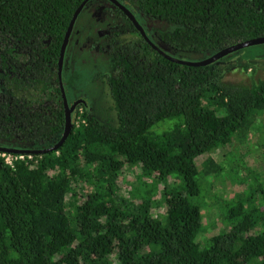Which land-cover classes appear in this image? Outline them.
Returning <instances> with one entry per match:
<instances>
[{
	"label": "trees",
	"instance_id": "trees-1",
	"mask_svg": "<svg viewBox=\"0 0 264 264\" xmlns=\"http://www.w3.org/2000/svg\"><path fill=\"white\" fill-rule=\"evenodd\" d=\"M88 1L0 0V77L12 71L32 94L24 104L0 87V139L30 151L8 154L23 157L11 166L0 157V264H264V178L214 200L222 227L200 237L203 182L222 169L210 154L260 129L264 78L227 84L223 59L179 63L127 21L106 83L114 121L83 107L48 151L66 126L60 49ZM115 1L172 24L150 40L171 51L210 57L264 39V0ZM125 168L139 170L127 197Z\"/></svg>",
	"mask_w": 264,
	"mask_h": 264
},
{
	"label": "rangeland",
	"instance_id": "rangeland-1",
	"mask_svg": "<svg viewBox=\"0 0 264 264\" xmlns=\"http://www.w3.org/2000/svg\"><path fill=\"white\" fill-rule=\"evenodd\" d=\"M142 21H145L149 26L152 24L155 31L160 33L168 34L174 30V26L166 22L150 20L149 24L144 18ZM162 49L166 54L186 63H197L209 57L208 54L176 52L164 47ZM70 51L71 46H69L67 54ZM93 54L95 53L93 52ZM90 55L91 53L87 50L81 54L80 59L90 61ZM101 61V58L96 57L86 67H77L74 70L68 65V71L64 75L67 99L71 102L82 96L89 106L90 112H94L99 120L113 122L112 105L104 97L106 94L102 83V68H105V65H102ZM218 63L219 68L225 72L224 81L227 84L253 86L264 78V45L243 49L225 57ZM7 79L5 78L4 82ZM17 94L22 96L21 98L27 97L21 89L17 91ZM258 122L261 125L260 129L251 132L246 143L227 146L210 154V157L221 165L222 169L219 176L203 182L204 200L200 204L203 218L202 227L207 229L206 233L200 235L203 239L213 233H218L222 227L214 200H222L239 193L243 187V184L239 185V182L246 180L245 183L249 184L252 175L264 178V127L262 126L264 118H259ZM0 144L12 145L10 142L3 141ZM205 157L197 160L198 166L205 160ZM138 174L139 170L137 169L125 168L121 172L117 184L119 194L123 197L128 196L127 193L131 191Z\"/></svg>",
	"mask_w": 264,
	"mask_h": 264
},
{
	"label": "flooded vegetation",
	"instance_id": "flooded-vegetation-1",
	"mask_svg": "<svg viewBox=\"0 0 264 264\" xmlns=\"http://www.w3.org/2000/svg\"><path fill=\"white\" fill-rule=\"evenodd\" d=\"M115 2L117 5L112 3L110 0H90L83 5L82 10L78 14L72 31L69 35L61 66L59 67L57 63V77L59 81V88L60 91L63 90L64 92L68 110H70V121H73V118L77 119V116L75 115H80L83 111V107L87 108V110H90V108L82 96H79L78 99H73L71 102L68 101L66 83L64 82V75L68 71V65H70V68L72 67V69L74 70V68L77 67H86L87 64L92 62L96 57L101 58V64L105 65V68H102V83L104 85L106 94L104 97L108 99L111 104L106 83L108 77L114 75V72L112 71L110 65V63L112 62L114 50L120 44H123L131 39L130 33L124 34L121 31L124 26L128 25L127 21L132 22V20L128 17V13L134 18L138 26L142 29L144 35H141L145 38V40L157 50H162V47H160V45L158 46V44H156V47L150 41L154 37L152 32L153 30L155 31V29L152 27V24H150L147 18L139 14L137 10L133 9L132 7L128 8L121 5L117 1ZM136 17L139 19V21L136 20ZM142 18L147 20L150 26L147 25L145 21H142ZM137 30L139 31V29ZM69 46H71V51L67 54ZM87 50L89 53H91V59L90 61H83L80 59V56ZM93 52L95 54H93ZM163 52L164 51L162 50L161 53L164 54L165 52ZM59 71L61 72V80L58 76ZM15 75L17 76V74L6 69V73H3V75H1L0 77L1 91L8 97H12L23 102L24 104H27L29 99L32 98V94L28 92L25 85L18 82V78ZM5 78H8L6 82H4ZM20 89L25 92V96L27 95V97L23 96L24 98H21L22 96H19L17 94V91ZM91 113L95 116L94 112ZM95 117L98 119L97 116ZM1 141L10 142V144L14 142L13 140H11V138H6L4 140L0 139V142ZM6 150L14 149H12L9 145L0 144L1 158L2 156L11 154L10 152H6ZM15 150L23 151L24 153L30 152L20 149Z\"/></svg>",
	"mask_w": 264,
	"mask_h": 264
},
{
	"label": "water",
	"instance_id": "water-1",
	"mask_svg": "<svg viewBox=\"0 0 264 264\" xmlns=\"http://www.w3.org/2000/svg\"><path fill=\"white\" fill-rule=\"evenodd\" d=\"M110 1L112 3H114L115 5H117L114 0H110ZM82 7H83V5L75 12V14H74V16L72 18V21H71V23L69 25V28H68V30H67V32L65 34L64 41H63V44H62V47H61V51H60V58H59V61H58V66L59 67L61 66L62 61H63L64 51H65V48H66V44L68 42L69 35H70L71 31H72V28L74 26V23H75V20H76L78 14L82 10ZM128 17L132 20V22L134 23L136 28L139 29L141 34L144 35L142 29L138 26V24L136 23L134 18L129 13H128ZM260 45H264V39H256V40H251V41H248V42H244V43H240V44L234 45L232 47H229V48H226L224 50H221V51L215 53L214 55L208 57L207 59H205L203 61H200V62H197V63H186V62H182V61H177V62L182 63V64L191 65V66H206V65H210V64L216 63V62L224 59L225 57H227V56H229V55H231L233 53H236L238 51H241L243 49H247V48L255 47V46H260ZM58 76H59V79L61 80V72L60 71L58 73ZM61 91H62V97H63V101H64V106H65V109H66V126H65L62 138L60 139L59 143L57 145H55L54 147H52L48 151L57 150L59 148V146H61L63 144V142L65 141V139H66V137H67V135H68V133H69V131L71 129L70 116H69L70 110H68V106H67V103H66V100H65L64 92H63V90H61ZM6 152H10L11 154H16V155L28 154V153H24L23 151H18V150H6Z\"/></svg>",
	"mask_w": 264,
	"mask_h": 264
},
{
	"label": "built area",
	"instance_id": "built-area-1",
	"mask_svg": "<svg viewBox=\"0 0 264 264\" xmlns=\"http://www.w3.org/2000/svg\"><path fill=\"white\" fill-rule=\"evenodd\" d=\"M76 124H78V122H76ZM2 158L5 160L6 164L10 165V166H11L13 160H17V159L22 160L23 159V157H21V156L15 157L13 159L11 156H8V155L2 156Z\"/></svg>",
	"mask_w": 264,
	"mask_h": 264
}]
</instances>
